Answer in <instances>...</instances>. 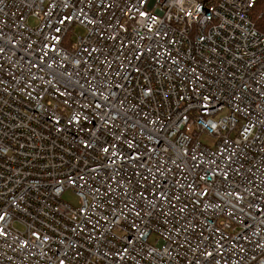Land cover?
Segmentation results:
<instances>
[{"label":"built area","instance_id":"2783aa9c","mask_svg":"<svg viewBox=\"0 0 264 264\" xmlns=\"http://www.w3.org/2000/svg\"><path fill=\"white\" fill-rule=\"evenodd\" d=\"M256 1L0 0V264H264Z\"/></svg>","mask_w":264,"mask_h":264},{"label":"trees","instance_id":"16d2710c","mask_svg":"<svg viewBox=\"0 0 264 264\" xmlns=\"http://www.w3.org/2000/svg\"><path fill=\"white\" fill-rule=\"evenodd\" d=\"M248 16L252 27L258 33L264 34V0H257Z\"/></svg>","mask_w":264,"mask_h":264},{"label":"rangeland","instance_id":"374dc122","mask_svg":"<svg viewBox=\"0 0 264 264\" xmlns=\"http://www.w3.org/2000/svg\"><path fill=\"white\" fill-rule=\"evenodd\" d=\"M27 24L31 27L34 25L31 18L27 19ZM75 33H77L79 35H83V31L78 29V28H75ZM201 139H202V137H201ZM60 199H62L64 202H67L68 204H70L71 206H74V207L79 205L78 197L74 194V192L70 188L64 189L61 192ZM154 239H155V236L150 235L148 238V242L153 243Z\"/></svg>","mask_w":264,"mask_h":264}]
</instances>
